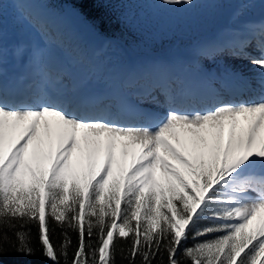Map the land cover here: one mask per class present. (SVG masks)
Here are the masks:
<instances>
[{
  "label": "snow or ice",
  "instance_id": "1",
  "mask_svg": "<svg viewBox=\"0 0 264 264\" xmlns=\"http://www.w3.org/2000/svg\"><path fill=\"white\" fill-rule=\"evenodd\" d=\"M57 2L39 0L34 17L33 28L51 38L53 17L70 16L99 34L92 14L115 0H73L80 7L70 11ZM234 2L231 29L197 49L222 67L221 74L202 69L222 86L208 108L176 106L162 63L129 74L125 86L148 80L135 102L73 80L62 67L45 69L40 83L27 73L9 75L0 20V264L8 255L117 264L118 241L130 243L119 249L128 264H153L165 253L167 264H264V11L250 17L264 0ZM11 48L29 69L54 54L24 40ZM227 59L251 60L260 69L255 86ZM54 226L62 229L59 253Z\"/></svg>",
  "mask_w": 264,
  "mask_h": 264
},
{
  "label": "rangeland",
  "instance_id": "2",
  "mask_svg": "<svg viewBox=\"0 0 264 264\" xmlns=\"http://www.w3.org/2000/svg\"><path fill=\"white\" fill-rule=\"evenodd\" d=\"M18 1L22 3L21 0H0V3L3 4V11L2 14H0V20H2L3 26L9 25L12 29V35L18 36L20 32H22V34L33 32L35 36L38 35L37 31L32 28V24H35V22L32 21L31 16L25 14V11L20 6ZM57 6L59 8L65 7L63 3H59ZM236 7L237 5L235 4L234 0H192L191 5H168L164 4L163 0H160L159 4L153 6L152 9L154 15H152V23L156 21L157 24H147L148 20L145 17H138L132 18L128 26L132 29V31H138L141 33L140 38L144 39L146 43H149V45H141L136 47L130 44H128V46L126 44H119L120 42L110 43L126 46L127 49L130 48V51H137L138 49L140 52L142 51L149 53V56L151 55V45L156 44L160 46L164 42H169L172 39L174 41H179L183 45L198 46L199 38L206 37L208 35L212 36L214 30H216V28L220 27L221 24L228 20V17L231 15V11H233ZM154 9L161 10V12H163L162 16H156L157 13H154ZM169 9H173L172 12H169ZM134 19L135 22H132ZM72 23L74 22L72 21ZM14 30L19 33L16 34ZM72 32L73 31L70 29L64 31L63 34L57 37L58 41L61 44L63 43L67 45L69 43V35ZM23 40L26 41V38ZM79 44L88 46V41L85 40L84 36L81 34L77 37L76 44H70L67 47V51L78 52V55L75 57L81 58L83 57L84 52H80L78 49ZM176 44L178 43L175 42V45ZM180 50L170 48V51L174 52H182ZM134 51H132V53ZM136 56V60L142 59L141 55Z\"/></svg>",
  "mask_w": 264,
  "mask_h": 264
},
{
  "label": "bare ground",
  "instance_id": "3",
  "mask_svg": "<svg viewBox=\"0 0 264 264\" xmlns=\"http://www.w3.org/2000/svg\"><path fill=\"white\" fill-rule=\"evenodd\" d=\"M24 3L27 7L32 9L35 15H37V13L40 12L41 10L39 0H24ZM262 11H264V9H262L258 3L257 6L250 12V17L253 19L258 18L261 15ZM233 22H234V16L233 14H231L228 21L223 23L219 28L215 30V33L213 37H210V40H212L218 34L230 30L233 25ZM49 23L53 25L74 24L72 23L71 18L69 16H65L61 18H55V17L50 18ZM4 33H5V44L8 45L5 55V68L7 72L10 71L11 69H14L15 71L14 74L23 73V70H26L27 66L23 65L19 60H14L12 55L11 46L15 44L17 40L14 39V37H12L11 35L7 34L5 31ZM31 39L33 40V38ZM51 41H56V40L52 38ZM102 42L97 38L92 40L89 47L95 63L91 65L85 64L83 66H77L76 69H74V71H76L74 75L76 76V80L91 81L93 84L97 85L99 89H102L104 91H109V90L113 92L121 91V89L118 88L117 86L118 85L120 86V83L122 82V78L125 76L123 74H125L127 70H130V72L132 73L133 71L161 63L167 66L169 72L167 78H169L170 76L169 82H172L174 76H177V74L171 71L172 67L169 64V61L172 60L181 62L184 66V69L190 72V74L195 73L198 70L202 74H204L202 69H208V68L215 70L218 74L222 73V68L219 67L220 64L216 65V63L204 60L201 57L195 58L193 57L194 55L193 53L183 54V52L170 51L168 53H162L157 56H152L151 58L147 56L143 62H134L132 60V56L134 54L132 53V51L127 49L126 46H121L114 43L105 44V42L103 43ZM57 54L59 55L58 56L52 55L50 56V58L57 62L64 55L59 51ZM257 56L259 55H255L253 57H257ZM200 62L207 63L209 66L206 67L201 66V70H200V65H201ZM226 62L233 71L243 74V76L247 77L251 82V84L255 86L256 79L259 78L260 69L257 66H254L251 60L243 59V61L238 63L233 59H227ZM138 79L139 80L137 82L142 81L141 78ZM205 83L208 88V94L212 93V91L215 89V86L222 88L221 84L217 81H211L209 83L208 81H205ZM202 108H206V105H204Z\"/></svg>",
  "mask_w": 264,
  "mask_h": 264
},
{
  "label": "trees",
  "instance_id": "4",
  "mask_svg": "<svg viewBox=\"0 0 264 264\" xmlns=\"http://www.w3.org/2000/svg\"><path fill=\"white\" fill-rule=\"evenodd\" d=\"M150 0H115V3L112 4L108 9L103 11H95L92 16L95 17L100 25L99 33L107 37H122L125 40L134 39L133 35L128 31L126 24H130V16H151V11L148 6ZM59 3H63L64 6L70 11L72 7H80V5H74L73 0H58ZM91 18V17H90ZM54 224V222H53ZM33 240L35 241L37 235V229L34 224L30 225ZM62 229L60 227H53L52 231V241L57 249V252L60 251V241L62 240L61 235ZM98 231V230H94ZM69 235L72 236L73 242L76 241V233L71 229H68ZM124 247L128 249L130 243L127 241H118L117 243V264H128L127 260H122L119 255V249ZM69 257L74 252V248H69ZM24 259H31L33 264H52L49 260L43 258L42 256H36L32 258L18 257L15 255H8L3 257L4 264H17L18 261ZM60 264H64V258L60 257ZM136 264H140V259L137 258ZM153 264H167V255L166 253L157 255L156 259L153 261ZM185 264H190L189 261L185 260Z\"/></svg>",
  "mask_w": 264,
  "mask_h": 264
}]
</instances>
